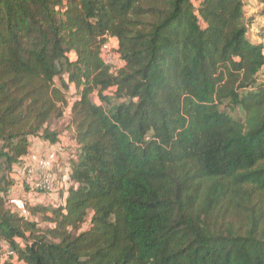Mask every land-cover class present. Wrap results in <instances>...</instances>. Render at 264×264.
Here are the masks:
<instances>
[{"label":"trees","instance_id":"trees-1","mask_svg":"<svg viewBox=\"0 0 264 264\" xmlns=\"http://www.w3.org/2000/svg\"><path fill=\"white\" fill-rule=\"evenodd\" d=\"M254 20L244 0H0V264H264ZM68 110L58 198L25 181L13 211L15 168Z\"/></svg>","mask_w":264,"mask_h":264},{"label":"built area","instance_id":"built-area-1","mask_svg":"<svg viewBox=\"0 0 264 264\" xmlns=\"http://www.w3.org/2000/svg\"><path fill=\"white\" fill-rule=\"evenodd\" d=\"M262 43V54L264 57V40ZM116 46V41L109 39L101 47V57L107 64L112 65L113 67L123 65L118 52L115 50ZM262 72L264 73V65L262 67ZM46 144L47 147L43 152L31 151V153L25 157L23 164H21L20 167L15 168L14 177L16 176L19 182L22 179L20 182L22 184L27 181L33 190L44 191L49 199L45 198L51 202V198H58L61 189V185L57 183L56 175L53 172L58 159V154L61 151V145L57 144L58 146H54L47 142ZM18 175H20L21 178ZM25 198H27V196H13L9 203L13 211H20L23 215L28 216ZM4 251V259L15 255L14 251L11 250L8 245L4 246Z\"/></svg>","mask_w":264,"mask_h":264},{"label":"rangeland","instance_id":"rangeland-1","mask_svg":"<svg viewBox=\"0 0 264 264\" xmlns=\"http://www.w3.org/2000/svg\"><path fill=\"white\" fill-rule=\"evenodd\" d=\"M250 1V0H249ZM254 1V0H252ZM251 7V6H250ZM252 8L255 9L254 12H252V16H254V22L252 24V31H251V36L253 35V32L255 30H258L257 32H254L257 36H259V33H261V31L264 32V17H261L259 16V12L260 10L264 9V4H260L258 0H255L253 2V6ZM251 10V8H250ZM74 57V55L72 56ZM93 99L96 103H101L102 101L99 99L98 97V94H94L93 95ZM69 116H70V111L68 110L67 113H66V117L61 119V120H57L54 122L53 126L51 127L54 131L55 130H59V129H65L64 133H63V139H59L58 142H60L61 146V151L59 152L58 154V159H57V162H56V165H55V168L59 169V171H67L68 169L66 168V163H67V160L66 158L71 154V152L73 151V149L76 147L75 146V143L73 142V140L71 139V135L70 133L67 131V124H68V119H69ZM58 146V145H57ZM38 148V147H35V149ZM20 178L21 176L18 175ZM22 181V179H21ZM20 181V182H21ZM19 182V180H18ZM20 182H19V185L18 186H15L13 191H12V194L15 196V197H26L27 196V192L26 190H23L21 187H20ZM46 201L48 203H51L48 199H46ZM39 222L42 223V227H45L46 224L43 223L42 221V218L39 217Z\"/></svg>","mask_w":264,"mask_h":264},{"label":"crops","instance_id":"crops-1","mask_svg":"<svg viewBox=\"0 0 264 264\" xmlns=\"http://www.w3.org/2000/svg\"><path fill=\"white\" fill-rule=\"evenodd\" d=\"M245 3L247 4V9H248V16H252V12L255 11L254 8H252L253 6V2L255 1H252V0H244ZM251 6V7H250ZM251 8V10H250ZM254 17V16H253ZM258 30H255L254 32H257ZM253 32V35L251 36V38L254 40V41H257L259 40V37ZM53 126V124L51 125V127ZM58 131H62L60 134H59V139H63V133L65 130H63L62 128L59 129ZM35 147H38L35 149ZM47 147V144L46 142H43L41 141V139L39 138H34L33 139V143H32V150L33 151H36V152H43L45 150V148ZM68 158V157H67ZM66 158V160H67Z\"/></svg>","mask_w":264,"mask_h":264}]
</instances>
